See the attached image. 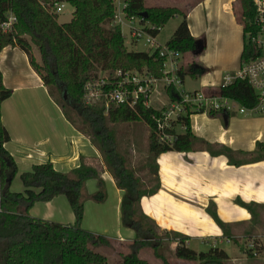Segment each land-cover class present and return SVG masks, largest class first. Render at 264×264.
Masks as SVG:
<instances>
[{
    "label": "trees",
    "instance_id": "16d2710c",
    "mask_svg": "<svg viewBox=\"0 0 264 264\" xmlns=\"http://www.w3.org/2000/svg\"><path fill=\"white\" fill-rule=\"evenodd\" d=\"M54 1H67L74 6V16L70 21H58L59 14L52 10ZM240 3L244 33L248 38L245 36L241 56V61H244L258 53L248 35L251 31L253 35L257 33L256 10L254 0H240ZM128 11L130 15L140 18L142 23L154 25L155 36L172 17L184 15L167 45L183 53H200L203 50V41L191 35L186 14L180 13L177 8L147 7L145 0H130ZM143 12L148 13L147 17L141 15ZM11 14L16 17V21L10 29L4 30L2 24ZM112 18L111 0H0V53L4 47L11 45L28 55L31 66L66 118L90 137L93 145L103 155L107 171L113 175L117 186L124 190L122 222L135 230L136 239L129 246L131 253L125 256L121 264H151L139 256V252L145 247H152L155 254L168 264L166 257L159 251L157 225L144 213L140 204L144 195L154 194L159 189L156 161L159 154L169 150L206 148L212 155L224 154L229 158L230 164L240 165L264 161V143H259L258 151L241 152L244 157L239 161L235 157L237 152L233 149L198 139L190 128L191 115H182L179 120V124L185 127L184 132L179 133L174 127H168L166 132L176 135L175 139L160 142L155 116H160L161 110L146 107L142 103L137 108L121 104L112 105L109 113H105L104 104L86 105L83 100L84 85L102 71L148 69L157 76L161 74L162 58L159 51L129 50L120 28L111 24ZM34 46L40 52V61L34 56ZM204 71L203 65L192 62L188 70L183 69L181 74L185 79L187 73L194 76ZM55 90L59 91L58 98L54 96ZM220 93L248 108L257 103L254 90L243 79L222 87ZM11 94L12 90L3 82L0 68V264H109L107 257L94 247L108 244L110 240L105 235L82 227L87 179H98L99 189L91 195L94 200L100 202L106 197L104 181L96 167L83 163L70 172H61L48 161L34 165L30 171L20 174L22 191L11 190L18 168L12 155L4 147L11 136L2 121V102ZM168 94L172 100L178 98L174 87L168 90ZM140 120L150 127L148 165L153 164L152 187H145L142 178L131 168L127 155L120 150L121 141L117 137L120 131L117 127L114 128L122 123ZM61 194L67 197L75 213L74 225L30 215L29 211L36 202L49 201ZM237 202L247 208L252 214V220L256 221V206L259 205L240 199ZM212 216L226 234L227 225L216 213ZM172 233L178 240L174 252L178 258L198 261L199 264H225L229 259L224 249L211 247L208 251H196L189 246L188 237L178 232ZM235 241L238 242L236 239ZM257 247L258 250L262 249V246ZM246 253L253 255L251 249Z\"/></svg>",
    "mask_w": 264,
    "mask_h": 264
},
{
    "label": "crops",
    "instance_id": "0c3cea01",
    "mask_svg": "<svg viewBox=\"0 0 264 264\" xmlns=\"http://www.w3.org/2000/svg\"><path fill=\"white\" fill-rule=\"evenodd\" d=\"M238 5L241 6L240 0H197L185 13L191 35L203 41V50L193 53L194 60L190 62L205 67L202 74L194 75L202 80L208 79L207 83L200 82V88L205 86L219 92L225 72L237 70L241 65L245 33L239 20ZM0 68L4 84L12 90L11 96L15 92L24 94L36 90L50 104V109H43L40 115H18L13 104L6 106L11 96L2 102V121L11 136L4 147L18 168L13 182L21 180L20 174L30 171L34 165L48 161L61 172H70L83 163L98 168L100 178L106 184V197L100 202L85 201L82 227L118 241L129 249L136 239V232L122 222L124 190L117 186L113 175L100 161L101 154L90 137L66 118L24 51L11 45L4 47L0 53ZM239 115L249 113L238 110L218 114L193 113L190 128L200 140L233 149L240 161L244 157L241 152L258 151L259 143H264V117ZM177 131L182 133L185 128H177ZM156 161L159 189L154 194L144 195L140 204L159 230L178 232L186 237L190 235L189 246L191 239L204 237L224 238L226 241L236 239L238 242L235 243L240 245L244 229L252 226L257 245L264 246L261 224L255 223L251 212L237 202L238 199L254 202L260 210L264 209V161L230 164L226 155L214 156L206 148L169 150L159 154ZM13 182L12 191L23 190V184L14 189ZM86 187L89 195L94 194L99 189L98 179L89 178ZM29 212L31 216L44 220L76 223L75 213L62 194L49 201L36 202ZM213 213L229 227V232L224 233ZM227 253L229 259L237 257L235 259L239 260L236 261H243L245 257L242 249L227 250ZM256 253V257L261 258L258 264H264L261 256L264 249L259 252L257 249Z\"/></svg>",
    "mask_w": 264,
    "mask_h": 264
},
{
    "label": "built area",
    "instance_id": "2783aa9c",
    "mask_svg": "<svg viewBox=\"0 0 264 264\" xmlns=\"http://www.w3.org/2000/svg\"><path fill=\"white\" fill-rule=\"evenodd\" d=\"M111 2L113 4L111 24L120 28L123 37L126 38L124 28L127 27L134 42H138L144 37L152 51L158 50L162 58L161 74L157 76L148 69L142 71L138 69L102 71L97 77L87 80L84 85L83 100L86 105L104 104L105 113H109L112 105L121 104L137 108L142 103L146 107L161 110V115L155 116L160 142L175 139L176 135L167 133L166 128L174 127L177 129L182 115L215 114L233 110H238L241 113L264 115V0H254L257 33L253 35L252 31L248 32L252 42L257 47L258 53L241 61L240 67L234 72L225 73L217 93L206 89L205 86L199 89H185L181 74L184 69V53L170 48L167 43L164 45L158 43L153 33L155 26L142 23L140 18L129 14L130 0H111ZM63 8V1H54L52 4V10L55 13L59 14ZM15 21L16 17L12 14L9 15L8 20L2 24L3 29H10ZM238 79L248 81L255 92L257 103L251 108L240 105L233 98L220 93L222 87H227ZM171 87H174L178 92L176 100L169 97L168 90ZM251 246L255 248L254 244ZM254 254H257L256 251Z\"/></svg>",
    "mask_w": 264,
    "mask_h": 264
},
{
    "label": "rangeland",
    "instance_id": "374dc122",
    "mask_svg": "<svg viewBox=\"0 0 264 264\" xmlns=\"http://www.w3.org/2000/svg\"><path fill=\"white\" fill-rule=\"evenodd\" d=\"M195 1L197 0H145V5L147 7H150V6L175 7L178 9L180 13L185 14L187 12V9L190 6H192V4ZM74 10H75L74 6L71 3L65 1L63 11L59 13L58 21L60 23L70 21L74 16ZM237 10H238V16H239L240 23L243 24L244 21L242 22L241 6L238 5ZM183 19H184V15L178 14L172 17L163 27H161L159 34L156 36L158 43L162 45L166 44L171 39L172 35L176 31L180 23L183 21ZM124 32L126 34L125 43L129 50L140 51V52L152 51V49L145 42L144 37L141 38L140 41L134 42L128 32L127 27L124 28ZM246 39H248L247 36H246ZM33 53H34V56H36V58H38V60L40 61L41 60L39 59L40 55L35 46L33 47ZM193 53L198 54V52H195V51H188L184 53L183 66H184V69H186V71L188 70V66L191 64L190 62L194 60ZM201 81L207 83L208 79L205 78L204 80H202V79L196 78L190 73H187L185 75L184 88L187 90H192L196 88L199 89ZM54 96L57 98L59 97L58 90L54 91ZM12 104L13 106H15V110L17 111L18 115H40L43 109L45 108L50 109L49 102L39 93V91H36V90H32L31 92H27L24 94L20 92H17V93L15 92L7 100L6 106L7 105L12 106ZM31 110L32 111L35 110V112L30 113L29 111ZM10 111H11V107H10ZM51 115H53L52 110H51ZM239 116L241 117L243 116L264 117V115L254 114V113H249V115H239ZM116 127L118 131H120L117 134V137L118 139H120L119 141H121V145H120L121 152H124L127 155L131 168H134L137 174L142 178L145 187H152L154 185V182L152 180L153 179L152 178L153 164L150 163L148 165V156L150 154L149 153L150 127L148 126L147 123H145L142 120L132 122V123H129V122L122 123L119 126H115L114 128ZM177 128L184 129L181 124L177 125ZM100 161L103 162V164L105 165V160L102 154H101ZM96 169L100 172L98 168ZM88 180L89 179H87V181ZM20 185H22L21 180H15L12 186L15 189V188H20ZM103 185L106 186L105 183ZM105 190H106V187H105ZM85 195L87 197L86 200L93 199L91 197V194L89 195L87 192L86 183H85ZM256 211L258 213V218L256 219L255 223L258 222L261 224L260 231L264 233V209L260 210V208L258 207ZM251 227L252 226L248 227L246 230L244 229L242 233L243 237L239 243L240 245H237V243H235L236 242L235 240L226 241L227 239H224V238L204 237L200 239H194V238L191 239L190 247L195 249L196 251H208L211 247H219L221 249H224L226 251L228 250L230 252L240 251L242 249L245 253V257L243 261H236L239 259H235L237 257H234V258L229 259V261L226 260L225 264H258L259 262L258 260H260L261 258L258 259L256 255L254 254V251H256L258 247L256 245L257 241L255 240L256 234L253 233L254 231ZM228 228L229 227H227V231L229 232L230 230ZM158 236L160 238L159 239L160 240L159 241L160 242L159 251L166 257L168 264H199L198 261L184 260V259L178 258L175 255L174 252L176 250L178 240L177 238L174 237L175 235L172 232L162 231L158 229ZM251 244H254L255 248H253ZM94 248L96 251L103 253L107 257L109 264H121L124 261L125 256L131 253L130 247L129 249H127L126 245H123L115 240H110L108 244H102ZM248 249H251L253 255L246 253ZM263 249H264V246L262 247L261 250ZM139 256L147 260L151 264H166L163 258L155 254L154 249L152 247L143 248L139 252ZM261 256L264 257L263 254Z\"/></svg>",
    "mask_w": 264,
    "mask_h": 264
},
{
    "label": "water",
    "instance_id": "95a60500",
    "mask_svg": "<svg viewBox=\"0 0 264 264\" xmlns=\"http://www.w3.org/2000/svg\"><path fill=\"white\" fill-rule=\"evenodd\" d=\"M141 15L144 16V17H147L148 13L147 12H143V13H141ZM64 96L66 98V93L64 94Z\"/></svg>",
    "mask_w": 264,
    "mask_h": 264
}]
</instances>
